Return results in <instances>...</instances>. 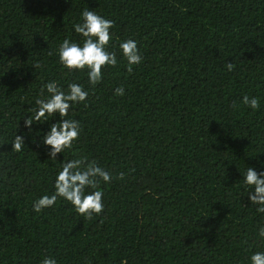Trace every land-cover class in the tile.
<instances>
[{"label":"trees","instance_id":"1","mask_svg":"<svg viewBox=\"0 0 264 264\" xmlns=\"http://www.w3.org/2000/svg\"><path fill=\"white\" fill-rule=\"evenodd\" d=\"M84 9L115 22L118 63L94 88L57 52L65 38L82 46ZM128 38L144 56L132 72ZM51 81L90 90L69 112L79 139L55 161L41 140L59 115L24 124ZM78 156L113 174L100 184L104 211L86 220L63 198L33 211ZM248 167L264 172V0H0V264H251L264 213Z\"/></svg>","mask_w":264,"mask_h":264},{"label":"clouds","instance_id":"2","mask_svg":"<svg viewBox=\"0 0 264 264\" xmlns=\"http://www.w3.org/2000/svg\"><path fill=\"white\" fill-rule=\"evenodd\" d=\"M82 23H75L74 30L80 34L83 44L65 38L57 50L59 62L69 70L87 69L88 82L93 88L102 81V69L106 66L115 67L118 63L114 51H108L112 39L110 29L115 22L105 18L95 11L84 9L81 13ZM46 39V38H45ZM123 56L128 63V71L132 72L133 65L143 62L144 56L141 53L138 42L132 38L120 44ZM49 55H52L50 52ZM40 67L39 64L34 65ZM229 71L235 67L234 63L226 65ZM45 90L48 96L44 98ZM90 90H85L84 85L71 83L67 90H64L56 81L46 83L40 92V97L35 100V108L31 114L26 116L24 124L31 130L34 123L49 121V117L59 115L60 119L51 124L50 131L46 132L41 142L50 146L49 157L52 161L57 160V154L71 149L74 141H77L82 131L80 122L68 118L70 109L74 104L83 103L87 100ZM115 94L123 96V86L115 89ZM242 103L253 110L260 108V99L256 96L245 95ZM233 108L237 105L233 102ZM25 143L24 136L16 135L12 142L15 151L22 150ZM125 174L119 173L118 179H124ZM244 183L251 186L252 191L248 193L253 205H257V211L264 213V172H258L254 167H248L243 173ZM113 174L101 167L96 160L89 161L86 156H78L63 163L58 172L54 188L51 194H45L33 203V211L39 213L46 208L53 207L58 198H63L71 203L78 214L86 220H91L94 215L104 211V192L100 188L101 181L111 183ZM259 236L264 238V226L259 228ZM251 264H264V252H254L250 257ZM41 264H57V260L46 256Z\"/></svg>","mask_w":264,"mask_h":264}]
</instances>
